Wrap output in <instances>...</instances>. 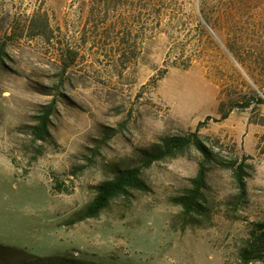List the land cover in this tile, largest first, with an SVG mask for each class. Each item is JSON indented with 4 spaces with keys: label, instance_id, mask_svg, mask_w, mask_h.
<instances>
[{
    "label": "rangeland",
    "instance_id": "1",
    "mask_svg": "<svg viewBox=\"0 0 264 264\" xmlns=\"http://www.w3.org/2000/svg\"><path fill=\"white\" fill-rule=\"evenodd\" d=\"M220 104L232 110L214 122ZM207 117L199 133L223 162L251 166L245 198L212 166L205 216L184 219L172 199L197 173L192 150L143 169L146 191L72 223L115 170ZM262 221L264 0H0V245L12 249L0 264H241Z\"/></svg>",
    "mask_w": 264,
    "mask_h": 264
},
{
    "label": "trees",
    "instance_id": "2",
    "mask_svg": "<svg viewBox=\"0 0 264 264\" xmlns=\"http://www.w3.org/2000/svg\"><path fill=\"white\" fill-rule=\"evenodd\" d=\"M187 68V67H186ZM258 103H262L261 99H257ZM247 104L242 108H247ZM232 110L225 111L223 104L218 106V122L227 118L228 113ZM52 115L51 107H47L42 111L40 116L36 118V124L31 127V135L35 141H44L48 135V127L50 116ZM211 120L207 117L204 122L198 123L194 131L187 133H179L174 135H163L148 150L141 151V162L139 165L117 169L108 179L101 181L94 187V195L92 199L72 218V223L95 219L101 211L106 209L109 204L117 198L128 199L133 192L146 191L147 185L141 176L143 169L149 168L153 163L169 158L185 156L190 151H195L199 156L197 163V173L190 180V185L184 188L179 195L172 199V202L181 208L182 217L189 219L191 222L196 218L205 216L206 214V198L204 189L206 186L207 170L212 166H220L229 169L239 190V196L245 198V178L247 176V168L251 167L244 162H238L233 159L223 162L220 153L215 147L209 143V137H204L199 133L201 127ZM12 249L0 245V252L10 251ZM238 258L241 264H249L251 262H260L264 264V221L252 224L248 236L243 240L242 246L238 252ZM30 264H92L80 262L71 259L57 258H39L32 257Z\"/></svg>",
    "mask_w": 264,
    "mask_h": 264
}]
</instances>
